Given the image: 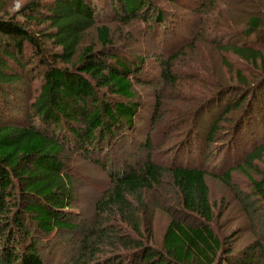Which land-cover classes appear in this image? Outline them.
Returning <instances> with one entry per match:
<instances>
[{
	"label": "trees",
	"instance_id": "trees-1",
	"mask_svg": "<svg viewBox=\"0 0 264 264\" xmlns=\"http://www.w3.org/2000/svg\"><path fill=\"white\" fill-rule=\"evenodd\" d=\"M4 2L0 0V12ZM24 6L16 15L6 11L0 15V92L6 95L23 80L28 50L39 58L43 69L25 123L15 118L16 122L10 121L5 109L0 110V264H252L256 257L264 258V219L253 245L235 253L232 238H223L214 228L216 206L206 180L208 170L157 163L150 153L139 165L120 161L109 152L105 163L92 159L106 171L111 184L95 202L92 223L76 221L75 188L66 160L74 154L90 159L105 153L107 146L111 149L121 143L126 132L135 137L138 112L144 105L137 84L156 82L179 89L184 79L177 77L173 66L185 57L187 45L167 52L164 60L159 56L161 74L157 75L145 66L143 56L115 46L108 24L98 25L99 18L108 14L124 24L141 20L150 35H161L158 48L167 49L172 26L167 28L166 12L152 0H32ZM33 23L44 26L35 35ZM263 24L264 19L250 16L242 34L257 38ZM92 28H96L101 48L82 47ZM45 41L58 50L47 49ZM221 49L246 62L264 60L263 50L251 44ZM238 79L247 84L242 77ZM219 94L204 100V109ZM158 95L157 112L162 107ZM252 109L235 127L236 135ZM218 124L211 126L209 139ZM254 126L249 124L248 134L219 146L221 162L236 156L233 145L244 152L249 149L243 159L227 166L221 175L213 173L230 187L248 217L257 221L264 213V171L260 167L264 128ZM146 140L142 148H151ZM187 143H192L190 138ZM237 171L250 180L248 191L233 179ZM164 189L162 198L158 192ZM147 193L152 195L151 202ZM156 206L170 218L159 246L152 230ZM77 234L81 239L75 247L69 241L60 246L66 261L60 258L57 263L55 255L42 250L45 246L54 250L51 243L60 236Z\"/></svg>",
	"mask_w": 264,
	"mask_h": 264
},
{
	"label": "rangeland",
	"instance_id": "rangeland-1",
	"mask_svg": "<svg viewBox=\"0 0 264 264\" xmlns=\"http://www.w3.org/2000/svg\"><path fill=\"white\" fill-rule=\"evenodd\" d=\"M30 1L32 0H5V6H2L0 15L5 11L16 15ZM152 1L166 12L167 28L172 26L167 36L168 44H170L167 49L158 48L161 35H150L145 23L141 20L135 19L124 24L111 19V15L108 14L99 18L98 25L108 24L115 46L128 54L143 56L145 66L154 70L157 75L161 74L160 58H157L160 56L164 60L169 53L184 44L187 45L185 57L173 66L174 73L184 81H179L182 86L176 90L172 89L170 84L168 86L156 85V82L151 85L137 84L136 90L144 105L138 112L135 137L126 132L121 143L116 144L115 147L110 146L113 151L107 146L106 154L97 153L90 159L74 154L66 160L75 188L73 205L78 211L75 214L76 221L81 224L92 223L95 202L102 191L111 184L106 171L96 165L92 159H99L101 163H105L109 152V156H115L120 161L126 160L139 165L150 153L151 159L157 163L189 164L208 170L209 175L206 176V180L212 203L216 206L214 228L223 238H232L230 243L235 253L243 252L258 239L257 234L262 225L264 213H261L260 219L252 221L243 211L230 187L215 177L214 173L221 175L227 166L240 162L249 152L248 148L244 152L240 150L241 148L237 150L233 145L231 150L236 153V156L223 163L220 157L222 148L219 147L222 143L229 145L234 137L237 139L243 134H248L249 124L256 127L262 125L259 128H264V85L257 86L259 80L264 78V60L263 63L258 60L256 64L246 62L232 52L222 51L221 48L233 44L241 46L251 44L263 50L264 57V24L257 38L248 39L242 34L250 16H259L264 19V0ZM17 19L24 21L22 15H18ZM42 28H44L43 25L33 23L31 32L35 35ZM87 44L101 48L96 28L88 30L84 36L82 47ZM44 45L49 50H58V47L52 48L49 41H45ZM26 55L27 58L24 61L27 66L23 80L13 85L6 95L0 92V101L3 99L0 110L5 109V113L9 114L8 117L12 122L19 119L25 123L30 102L37 96L40 89V70L43 67L39 58L31 55L29 50ZM239 77L247 82L245 86L240 83ZM218 92L220 97L215 99L217 102L204 109V100ZM157 94L162 100L159 112L156 111L155 105ZM251 107L253 108L251 115L236 135L235 127L244 120V116L248 115ZM14 118L17 120L15 121ZM216 121H219L217 132L212 139H209V130ZM189 138L192 143H187ZM146 139L151 142V148H142ZM182 147L185 149L181 150ZM260 167L264 171V163ZM232 177L236 183L238 182L239 188L244 191L249 190L250 180L247 177L238 171L234 172ZM164 190L158 192L162 198H165L163 195L167 192ZM151 196L149 193L146 194L150 202ZM153 214L152 230H154L156 245L159 246L170 218L157 206ZM80 239L79 234L69 237L60 236L51 243L50 247L54 250L49 251L47 246L42 250L55 255L57 263L60 258L66 261L60 246L69 241L75 247ZM68 259L67 261H70ZM252 264H264V258L256 257Z\"/></svg>",
	"mask_w": 264,
	"mask_h": 264
},
{
	"label": "clouds",
	"instance_id": "clouds-1",
	"mask_svg": "<svg viewBox=\"0 0 264 264\" xmlns=\"http://www.w3.org/2000/svg\"><path fill=\"white\" fill-rule=\"evenodd\" d=\"M17 7H19V5H17Z\"/></svg>",
	"mask_w": 264,
	"mask_h": 264
}]
</instances>
